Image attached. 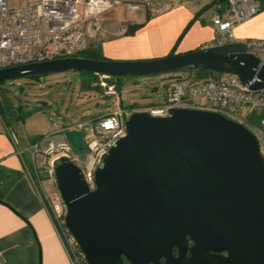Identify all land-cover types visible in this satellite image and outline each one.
<instances>
[{"label": "water", "instance_id": "1", "mask_svg": "<svg viewBox=\"0 0 264 264\" xmlns=\"http://www.w3.org/2000/svg\"><path fill=\"white\" fill-rule=\"evenodd\" d=\"M195 69L264 90V50L247 42L136 62L56 59L0 70V84L69 72L120 78ZM66 137L84 151L81 132ZM53 167L65 226L87 264H264L262 143L221 113L132 114L126 135L102 155L94 190L67 157ZM6 177L0 168V185Z\"/></svg>", "mask_w": 264, "mask_h": 264}, {"label": "built area", "instance_id": "2", "mask_svg": "<svg viewBox=\"0 0 264 264\" xmlns=\"http://www.w3.org/2000/svg\"><path fill=\"white\" fill-rule=\"evenodd\" d=\"M220 0H216L219 2ZM125 5L136 12L145 8L151 15L161 16L180 7L181 1L161 0H0V70L63 58H83L89 52L88 21L99 16L103 9ZM86 10L87 17L82 9ZM212 25L216 41L212 46L234 42L233 30L261 11L258 0H228L225 10L217 5ZM224 11V12H223ZM253 51L264 50V40L247 42ZM210 46V47H212ZM100 75L99 86L105 96H114L116 86ZM201 100L216 107L200 104ZM203 109L237 119L241 110H263L264 90L253 91L238 76L228 73L209 74L206 77H177L167 88L165 103L147 107L122 108L118 113L96 120H83L74 126L53 124L51 129L26 150L28 173L34 178L44 174L55 179L54 158L67 157L78 166L91 190L95 189V173L103 154L126 135V120L134 113L149 112L165 117L171 109ZM239 119V118H238ZM241 122V120L239 121ZM70 131L81 132L84 151L73 145L57 143L54 136ZM49 210L62 238L71 264H87L76 239L65 226L66 207L49 205ZM0 264H6L0 256Z\"/></svg>", "mask_w": 264, "mask_h": 264}, {"label": "crops", "instance_id": "3", "mask_svg": "<svg viewBox=\"0 0 264 264\" xmlns=\"http://www.w3.org/2000/svg\"><path fill=\"white\" fill-rule=\"evenodd\" d=\"M179 1L180 7L161 16L151 15L145 8L131 11L133 15L142 13V21L124 18L119 8L127 10L125 5L103 9L98 17L88 21L89 52L109 61L136 62L164 58L176 45L175 54L212 46L216 41L213 16L217 5L225 10L228 0ZM258 2L260 13L233 30L234 42L264 40V0ZM207 8L210 11H202ZM82 11L87 17L85 8ZM5 105L0 91V168H5L7 175L18 174L19 178L0 202V256L6 264H71L52 219L51 199L42 187V177L34 178L25 166L29 158L23 152L44 134L37 131L36 123L28 127L27 120L19 117L18 108L8 112ZM243 113L264 153V111ZM6 180L2 184L6 185Z\"/></svg>", "mask_w": 264, "mask_h": 264}, {"label": "rangeland", "instance_id": "4", "mask_svg": "<svg viewBox=\"0 0 264 264\" xmlns=\"http://www.w3.org/2000/svg\"><path fill=\"white\" fill-rule=\"evenodd\" d=\"M119 9L124 18L144 20L142 13L133 15L122 6ZM210 9L202 11L208 12ZM212 73L218 74L215 71ZM195 74V70H181L148 76L114 77L113 81L120 82L114 96H105V89L98 85L100 78L88 72L59 73L38 79L11 80L0 84V91L6 101L8 112H16V108L21 107L27 126L31 127V124L36 123L37 131L45 135L53 124L69 127L83 120L110 116L122 108L162 105L165 103L168 86L174 84L178 76L187 78ZM200 103L208 107L217 106L206 100H201ZM240 120V123L249 128L241 110L237 113L235 121ZM54 139L57 143L68 141L63 133L54 136ZM41 184L54 205L63 204L53 177H44Z\"/></svg>", "mask_w": 264, "mask_h": 264}, {"label": "trees", "instance_id": "5", "mask_svg": "<svg viewBox=\"0 0 264 264\" xmlns=\"http://www.w3.org/2000/svg\"><path fill=\"white\" fill-rule=\"evenodd\" d=\"M223 1H226V0H223ZM190 25L188 26V28H186V30L182 34L181 38L179 39V41L183 38V36L185 35V33L188 31ZM179 41H178V43H179ZM176 48H177V45H176L175 49L172 52L175 53L176 52ZM83 57L84 58H90V59H97V60H105V59L101 58L100 56H98L97 54H93V53H90V52H87L86 54H84ZM195 71L197 72V74L199 75V77H206L209 74H212V72H213V71L204 70V69H195ZM90 74H93V73H90ZM94 75H95L96 78H100V75H98V77H97V74H94ZM106 78L109 79L108 80L109 83L116 85V88L117 89L120 87V82L119 81L118 82H115V81L112 80L114 77L106 76ZM97 82H99V81H97ZM95 84H97V83H95ZM18 110H20L19 111V117L21 119H25V115H24L23 109L21 107H18ZM226 117L227 118H230L229 116H226ZM230 119H232V118H230ZM44 177H46V176H42V179ZM6 178H7V180H6L7 184L6 185H5V183L2 184L3 183L2 182L1 185H0V202H3L4 196L14 186V184L16 183V181L19 178V175L18 174L17 175H13V174L11 175L10 174V175H7ZM175 253H176V251H175ZM126 264H128V263L126 262Z\"/></svg>", "mask_w": 264, "mask_h": 264}]
</instances>
